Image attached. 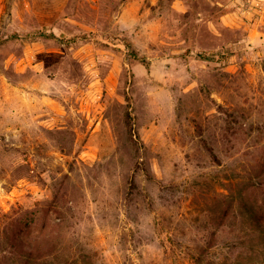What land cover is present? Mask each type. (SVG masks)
Segmentation results:
<instances>
[{
	"label": "rangeland",
	"instance_id": "obj_1",
	"mask_svg": "<svg viewBox=\"0 0 264 264\" xmlns=\"http://www.w3.org/2000/svg\"><path fill=\"white\" fill-rule=\"evenodd\" d=\"M264 0H0V264H264Z\"/></svg>",
	"mask_w": 264,
	"mask_h": 264
},
{
	"label": "trees",
	"instance_id": "obj_2",
	"mask_svg": "<svg viewBox=\"0 0 264 264\" xmlns=\"http://www.w3.org/2000/svg\"><path fill=\"white\" fill-rule=\"evenodd\" d=\"M252 218H254L255 222L259 223L260 225L264 223V209L259 208V210H255L252 213ZM201 259H197V263L201 264Z\"/></svg>",
	"mask_w": 264,
	"mask_h": 264
}]
</instances>
